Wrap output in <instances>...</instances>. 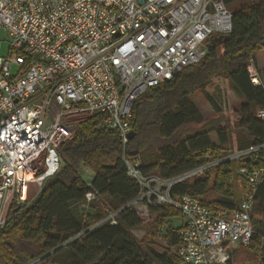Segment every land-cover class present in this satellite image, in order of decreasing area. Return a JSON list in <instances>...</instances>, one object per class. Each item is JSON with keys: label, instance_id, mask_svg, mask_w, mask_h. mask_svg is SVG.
Masks as SVG:
<instances>
[{"label": "built area", "instance_id": "2783aa9c", "mask_svg": "<svg viewBox=\"0 0 264 264\" xmlns=\"http://www.w3.org/2000/svg\"><path fill=\"white\" fill-rule=\"evenodd\" d=\"M231 31L232 13L223 0H0V213L12 202L23 204L29 186L42 188L59 171L60 149L79 122L97 117L98 127L118 134L126 176L138 184L131 204L147 210L166 204L180 212V242L171 252L182 264H227L232 250L247 247L254 235L264 169L239 170L246 190L233 211L214 214L195 198L169 193L221 162L254 161L264 143L171 179L144 175L140 160L127 157L124 147L135 101L198 64L210 37ZM250 66L251 83L263 86ZM257 118L264 123V108ZM94 198L88 193L85 202Z\"/></svg>", "mask_w": 264, "mask_h": 264}, {"label": "trees", "instance_id": "16d2710c", "mask_svg": "<svg viewBox=\"0 0 264 264\" xmlns=\"http://www.w3.org/2000/svg\"><path fill=\"white\" fill-rule=\"evenodd\" d=\"M223 1L228 6L237 0ZM263 35L264 3L232 13L231 33L210 37L206 56L198 64L163 80L135 101L124 151L127 157L140 160L144 175L171 179L220 161L232 149L264 143V123L257 118V111L264 108V87L254 86L247 71L254 65V55L264 53ZM217 78L224 79L239 100L233 109L236 121L203 127L205 121L193 97ZM216 98L206 92V101L218 113ZM98 124L97 117L80 121L74 136L60 149L59 171L30 201L9 206L0 226V264H54L56 254L65 249L71 253L69 264H182L171 252L180 242L181 224L173 227L175 219L182 222L177 209L166 204L149 207L154 230L141 240L134 236L133 231L143 225L131 205L140 190L126 176L118 134ZM84 167L92 173L88 182L81 174ZM253 168L264 169V152L254 161L221 162L200 178L176 184L169 194L173 199L195 198L214 214L233 211L246 190L239 170ZM88 193L95 198L86 203ZM112 214L114 221L106 220ZM252 223L254 235L246 248L254 255L259 252L255 256H261L259 264H264V177L256 192ZM160 235L163 253L149 241Z\"/></svg>", "mask_w": 264, "mask_h": 264}, {"label": "rangeland", "instance_id": "374dc122", "mask_svg": "<svg viewBox=\"0 0 264 264\" xmlns=\"http://www.w3.org/2000/svg\"><path fill=\"white\" fill-rule=\"evenodd\" d=\"M259 3H264V0H237L235 3L228 5L227 9L229 10L230 13H234L240 9L247 8L252 5L259 4ZM6 50H7V45L3 44L2 49H1V55H6ZM250 68H251L252 73H254L257 76V80L262 82L254 65L250 66ZM263 87H264V84H263ZM206 92L209 95H214V97H217L215 100H216L217 108L220 112L216 113V111L212 109V107L208 104V102L205 99ZM193 103L195 104V106L197 107L198 111L201 113L205 121V124L202 125L203 127L217 125L227 120L236 121V117H234L233 115V109L238 108L239 100L236 98L235 94L230 90L227 82L222 78L215 79L212 85L207 87L205 92L202 91V92L196 93L193 97ZM78 119H82V117ZM72 123L74 124L72 126L76 127L77 125L76 123H78V121L74 119L72 120ZM199 128L201 127L200 126L198 128L190 127V128L185 129L183 133H191L194 130L199 129ZM229 145L231 146L230 147L231 149L234 147V145L232 144V141L230 142ZM232 151H235V150L232 149ZM81 174L84 180L87 182L89 181L90 176H92V173L90 172V170H88L85 167L82 168ZM29 189L30 191H29L28 196L25 198L26 200L25 202L30 201L35 195H37L41 188L38 189L36 185H31L29 186ZM206 198L207 200H210L211 195H207ZM131 205L138 211L141 218L144 220L143 225L133 231L136 239L141 240L147 236V231L153 229L152 227L153 221H152V218L149 217L147 209L135 206L133 204ZM8 210H9V207L8 209H6V212H4L3 214L0 213V226L4 218L7 216ZM1 211L2 209L0 210V212ZM180 224H181L180 219H175L173 221L174 228L179 227ZM161 230L162 229H158L157 233L160 234ZM149 241H150L151 247L155 249L157 252L159 253L164 252L165 243L161 235L157 237L156 239H150ZM257 254H259V252ZM262 254L263 253H261V255ZM255 255L252 252H250L246 247H238L232 250L230 254L229 263L227 264H259L261 256L259 257ZM71 261H72V257H71V253L69 249H65L64 251H62L61 254H56L53 260L54 264H67V263L69 264Z\"/></svg>", "mask_w": 264, "mask_h": 264}, {"label": "crops", "instance_id": "0c3cea01", "mask_svg": "<svg viewBox=\"0 0 264 264\" xmlns=\"http://www.w3.org/2000/svg\"><path fill=\"white\" fill-rule=\"evenodd\" d=\"M253 64H254V67H255L260 79L262 80V83L264 84V53H262V52L256 53L254 55V58H253ZM91 178H92V176H90V179Z\"/></svg>", "mask_w": 264, "mask_h": 264}, {"label": "water", "instance_id": "95a60500", "mask_svg": "<svg viewBox=\"0 0 264 264\" xmlns=\"http://www.w3.org/2000/svg\"><path fill=\"white\" fill-rule=\"evenodd\" d=\"M146 0H137L138 4H143L145 3ZM0 201H1V196H0Z\"/></svg>", "mask_w": 264, "mask_h": 264}, {"label": "bare ground", "instance_id": "6f19581e", "mask_svg": "<svg viewBox=\"0 0 264 264\" xmlns=\"http://www.w3.org/2000/svg\"><path fill=\"white\" fill-rule=\"evenodd\" d=\"M29 177V176H28ZM30 178V177H29Z\"/></svg>", "mask_w": 264, "mask_h": 264}]
</instances>
